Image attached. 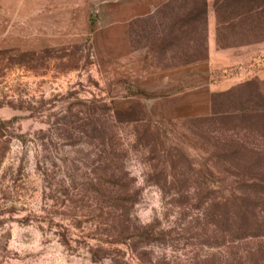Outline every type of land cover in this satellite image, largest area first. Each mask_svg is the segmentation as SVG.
Here are the masks:
<instances>
[{
    "label": "rangeland",
    "instance_id": "1",
    "mask_svg": "<svg viewBox=\"0 0 264 264\" xmlns=\"http://www.w3.org/2000/svg\"><path fill=\"white\" fill-rule=\"evenodd\" d=\"M0 0V264H264V0Z\"/></svg>",
    "mask_w": 264,
    "mask_h": 264
},
{
    "label": "trees",
    "instance_id": "2",
    "mask_svg": "<svg viewBox=\"0 0 264 264\" xmlns=\"http://www.w3.org/2000/svg\"><path fill=\"white\" fill-rule=\"evenodd\" d=\"M221 0H215V3H214V6H220V4H219V2H220Z\"/></svg>",
    "mask_w": 264,
    "mask_h": 264
}]
</instances>
